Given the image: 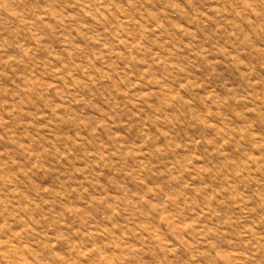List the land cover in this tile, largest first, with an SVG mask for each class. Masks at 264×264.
Segmentation results:
<instances>
[{
	"label": "rangeland",
	"instance_id": "rangeland-1",
	"mask_svg": "<svg viewBox=\"0 0 264 264\" xmlns=\"http://www.w3.org/2000/svg\"><path fill=\"white\" fill-rule=\"evenodd\" d=\"M0 264H264V0H0Z\"/></svg>",
	"mask_w": 264,
	"mask_h": 264
}]
</instances>
